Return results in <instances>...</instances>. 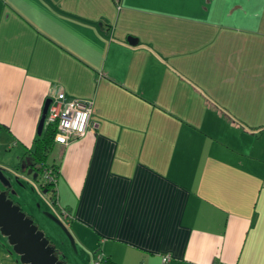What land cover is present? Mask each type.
I'll use <instances>...</instances> for the list:
<instances>
[{
	"label": "crops",
	"instance_id": "1",
	"mask_svg": "<svg viewBox=\"0 0 264 264\" xmlns=\"http://www.w3.org/2000/svg\"><path fill=\"white\" fill-rule=\"evenodd\" d=\"M55 87L91 100L51 160L90 256L264 264V0H0L8 147Z\"/></svg>",
	"mask_w": 264,
	"mask_h": 264
},
{
	"label": "rangeland",
	"instance_id": "2",
	"mask_svg": "<svg viewBox=\"0 0 264 264\" xmlns=\"http://www.w3.org/2000/svg\"><path fill=\"white\" fill-rule=\"evenodd\" d=\"M167 42L169 39L166 40ZM0 131V171L10 182L9 196L16 201L38 226V229L56 246L61 254H64V264H96L94 254L89 248L86 250L76 241V230L66 220L68 208L60 200L51 201L52 194L45 195L39 187L38 180L34 177L36 170L27 165L30 155L23 150H18L14 145L8 147L6 137ZM56 147L48 155L47 161H51ZM39 176V174H38ZM1 184V182H0ZM56 186V184H55ZM72 206V205H71ZM46 211L52 212L67 228L73 243L66 232L50 217ZM64 213H61L63 212ZM86 250V252H84ZM0 264H23L19 255L12 249L6 237L0 231Z\"/></svg>",
	"mask_w": 264,
	"mask_h": 264
},
{
	"label": "water",
	"instance_id": "3",
	"mask_svg": "<svg viewBox=\"0 0 264 264\" xmlns=\"http://www.w3.org/2000/svg\"><path fill=\"white\" fill-rule=\"evenodd\" d=\"M126 39L130 44L137 42V38L131 35H128ZM49 102V97H46L43 101L36 127L37 134L42 131ZM0 182L3 186L10 188V182L3 176L1 171ZM45 215L56 222L73 243L66 226L52 212L46 211ZM0 231L12 246V249L19 255L23 264H64L48 238L38 229L30 215L22 210L20 205L8 195L6 188H0Z\"/></svg>",
	"mask_w": 264,
	"mask_h": 264
},
{
	"label": "built area",
	"instance_id": "4",
	"mask_svg": "<svg viewBox=\"0 0 264 264\" xmlns=\"http://www.w3.org/2000/svg\"><path fill=\"white\" fill-rule=\"evenodd\" d=\"M50 98L43 125H52L55 128L54 141L66 145L83 137L94 123L91 119V100L68 96L60 87H55L47 95ZM42 176L51 177L49 170L43 169ZM169 256L163 255L162 261H168ZM96 264H103L102 255H94ZM218 264V263H215Z\"/></svg>",
	"mask_w": 264,
	"mask_h": 264
},
{
	"label": "trees",
	"instance_id": "5",
	"mask_svg": "<svg viewBox=\"0 0 264 264\" xmlns=\"http://www.w3.org/2000/svg\"><path fill=\"white\" fill-rule=\"evenodd\" d=\"M55 128L52 125H43L42 131L40 134L34 136L33 146L25 150V153L30 155V160L27 163L28 166L36 170L34 177L39 182V187L42 192L47 195V192H51L52 197L51 201H57L56 195V179H57V165L52 161H47L49 153L52 151L55 144L54 141ZM49 170V175L51 177L42 176L43 169ZM39 174V176H38ZM8 189L7 187H5ZM64 213V212H61ZM52 244V243H51ZM54 250L58 257L63 261L64 255L59 252L54 244ZM103 264H115L108 257H103Z\"/></svg>",
	"mask_w": 264,
	"mask_h": 264
},
{
	"label": "flooded vegetation",
	"instance_id": "6",
	"mask_svg": "<svg viewBox=\"0 0 264 264\" xmlns=\"http://www.w3.org/2000/svg\"><path fill=\"white\" fill-rule=\"evenodd\" d=\"M0 188H1V189H5V186H3L2 183H1V184H0ZM6 190L8 191V194H9V190H10V189L8 188V189H6Z\"/></svg>",
	"mask_w": 264,
	"mask_h": 264
}]
</instances>
